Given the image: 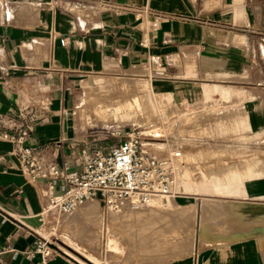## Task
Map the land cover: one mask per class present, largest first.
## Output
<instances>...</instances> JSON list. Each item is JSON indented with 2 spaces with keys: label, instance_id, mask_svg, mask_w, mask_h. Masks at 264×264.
I'll list each match as a JSON object with an SVG mask.
<instances>
[{
  "label": "crops",
  "instance_id": "1",
  "mask_svg": "<svg viewBox=\"0 0 264 264\" xmlns=\"http://www.w3.org/2000/svg\"><path fill=\"white\" fill-rule=\"evenodd\" d=\"M94 76L92 87L84 83ZM157 78L182 84L186 100L239 102L264 130V0H0V246L6 238L11 246L1 264H32L26 252L48 186L21 173L3 133L31 125L26 143L41 160L78 170L83 151L112 144L74 133L73 87L80 84L77 109L86 91L122 80L161 85L175 105L172 85L149 82ZM236 117L234 124H249ZM119 118L101 127L79 120L81 128H108ZM238 158L233 165L250 167L237 188L197 185L189 190L220 194H169L183 198L177 208L184 212L173 220L165 208L155 211L157 200L133 211L131 245L109 264H264V158ZM52 185L54 193L64 188L62 180ZM50 264L76 263L54 256Z\"/></svg>",
  "mask_w": 264,
  "mask_h": 264
},
{
  "label": "rangeland",
  "instance_id": "2",
  "mask_svg": "<svg viewBox=\"0 0 264 264\" xmlns=\"http://www.w3.org/2000/svg\"><path fill=\"white\" fill-rule=\"evenodd\" d=\"M96 78L98 77L87 78L84 83L92 87ZM102 79L112 81L118 78ZM149 82L172 85L175 92V105H171L168 100H165V96L161 94V85L122 80L117 85L129 89L122 93L108 91V94L117 97L114 102L118 103L116 110L121 113V107L130 109L135 101H138L139 116L135 114L130 119L117 114V111L111 115L95 117L80 103L77 109L75 103L80 91V84L75 85L70 96V109L68 110V112L75 111V123L71 121L75 128H72L74 133L80 136V140L89 136L86 137L88 141L91 138L100 145L115 144L120 138L111 135L115 127L97 128L86 125L81 128L80 120L83 124L101 127L104 126L103 122L111 123L121 116L122 120H119V126L136 128L141 136V145L142 143L144 145L142 147L151 154L157 157L174 158V152H178L179 155L174 159L177 165L174 169L172 195L185 196L194 192L220 194L213 189L204 188L198 191L189 189L190 186H209L210 184L226 189L228 185L238 186L243 183V177L250 166L233 165L232 162L237 161L238 156L243 155L264 158V130L254 128L255 126L250 122L251 118L246 117V112L243 107L241 108L242 105L236 101L222 103L212 99L203 101L192 98L186 100V98H182L183 85L180 83L165 78H157L154 81L151 79ZM130 88L133 89L130 90ZM106 89L92 88L90 92L86 91L83 97L91 100L97 94L104 95ZM151 90L157 91L151 93ZM115 105L117 104H111L109 107L114 109ZM146 112H149L150 115L145 118L143 114ZM240 114L246 117L248 125L233 123V119ZM245 167L246 169H243ZM151 198L150 202L143 206L154 204L155 200L157 203L163 202L155 211L161 212L160 210L165 208L170 212L168 216L170 215L171 220L184 212L177 208V204L183 198H174L169 194L153 195ZM124 203L119 212H106L102 205L94 200L66 215L49 211L40 216V221L34 230L51 244V247L56 251L54 252L56 256H63L74 263L76 260V264L114 263L115 260L121 258L119 256L126 253V247L131 245L125 242L130 241L129 238L133 233L128 226L132 213L135 215L136 211H129L131 209L126 205L127 202ZM159 212L153 213L155 221L159 216L162 220L164 213ZM115 215L123 217L118 219L117 225L113 223L117 219H114ZM97 231L100 232L98 238L93 234ZM62 250L73 257L68 256ZM136 254L137 251H135Z\"/></svg>",
  "mask_w": 264,
  "mask_h": 264
},
{
  "label": "built area",
  "instance_id": "3",
  "mask_svg": "<svg viewBox=\"0 0 264 264\" xmlns=\"http://www.w3.org/2000/svg\"><path fill=\"white\" fill-rule=\"evenodd\" d=\"M157 22L156 18L152 28L157 26ZM31 132L32 126L26 125L22 129L4 132L2 138L11 143L18 169L28 180H48L47 188L40 193V216L49 211L70 214L93 200L100 203L106 212L121 211L124 202L131 210H137L153 195L171 194L177 165L174 159L179 153L174 152V158L151 154L142 147L140 133L134 127H115L111 135L119 136V141L105 150L83 151L78 170L67 163L57 166L53 161L41 160L38 149L26 143ZM53 180L64 182L61 192L52 191ZM6 242L0 246V264L2 255L11 250L8 238ZM54 252L51 244L36 233L33 248L26 252V258L32 264H50L56 256Z\"/></svg>",
  "mask_w": 264,
  "mask_h": 264
},
{
  "label": "bare ground",
  "instance_id": "4",
  "mask_svg": "<svg viewBox=\"0 0 264 264\" xmlns=\"http://www.w3.org/2000/svg\"><path fill=\"white\" fill-rule=\"evenodd\" d=\"M120 82V81H113L112 83H110L109 87L110 89H106L105 90V94H97L94 96V98H92L91 100H88L87 98L83 97L81 100H80V105L81 106H84L87 111H89L93 116L95 117H98V116H106V115H111L113 113H115L117 110L116 108L118 107V103L114 102V99H116L117 97H115L113 94H108V91H110L111 93H113V91L115 93H122L124 91H126V89L128 90L129 88H125V86H119L117 85V83ZM133 88H130V90H132ZM111 104H117L115 105L114 109L110 108L109 106ZM132 105V103H131ZM138 108H139V104H138V101H135V103L130 107V109H125L124 107H121V112H118L117 111V114H121V116H126L128 117V119L130 118H133L135 114H137L139 116V111H138ZM85 109V110H86ZM89 109V110H88ZM145 118L147 116L150 115V113L146 112L145 114ZM237 118V117H235ZM234 120V119H233ZM107 121V120H105ZM116 121H113L111 123H106V122H103L102 124L103 125H111V124H115ZM117 126H119V122L116 123ZM143 145V143H142ZM144 146V145H143ZM147 150V149H146ZM259 160V159H258ZM257 164V163H256ZM249 169V168H248ZM248 172V171H247ZM246 172V173H247ZM252 173V172H251ZM258 173V172H257ZM260 174V172H259ZM249 175V174H248ZM253 175V174H251ZM250 177V176H249ZM247 178V176H246ZM237 188V186L235 187ZM234 189V188H233ZM152 199V198H151ZM150 199V200H151ZM150 202V201H148ZM88 207V206H87ZM89 210V209H88ZM93 234L97 235V238L100 236V232H93ZM92 236V234H91ZM65 254H67L68 256H72L71 254H69L68 252L62 250ZM73 257V256H72ZM75 258V257H74ZM76 261V260H75ZM77 262V261H76ZM83 264V263H82Z\"/></svg>",
  "mask_w": 264,
  "mask_h": 264
},
{
  "label": "water",
  "instance_id": "5",
  "mask_svg": "<svg viewBox=\"0 0 264 264\" xmlns=\"http://www.w3.org/2000/svg\"><path fill=\"white\" fill-rule=\"evenodd\" d=\"M75 261V260H74ZM76 262V261H75ZM77 263V262H76Z\"/></svg>",
  "mask_w": 264,
  "mask_h": 264
}]
</instances>
